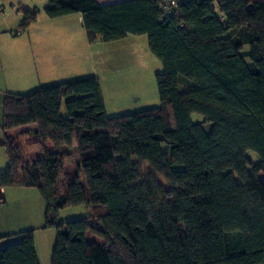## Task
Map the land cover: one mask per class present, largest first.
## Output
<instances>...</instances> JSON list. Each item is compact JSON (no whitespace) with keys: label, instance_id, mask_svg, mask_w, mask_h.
I'll use <instances>...</instances> for the list:
<instances>
[{"label":"trees","instance_id":"obj_1","mask_svg":"<svg viewBox=\"0 0 264 264\" xmlns=\"http://www.w3.org/2000/svg\"><path fill=\"white\" fill-rule=\"evenodd\" d=\"M43 10L80 14L89 43L146 35L162 64L159 106L119 115H107L95 76L4 95L0 189L39 191L52 264H264V0H184L168 18L159 0H48ZM19 12L17 33L38 15ZM27 134L42 145L30 162ZM73 154L80 174L56 197ZM134 159L151 167L143 179ZM160 180L177 188L169 202ZM67 207L88 215L57 221ZM19 236L0 246V264H39L33 230Z\"/></svg>","mask_w":264,"mask_h":264},{"label":"rangeland","instance_id":"obj_2","mask_svg":"<svg viewBox=\"0 0 264 264\" xmlns=\"http://www.w3.org/2000/svg\"><path fill=\"white\" fill-rule=\"evenodd\" d=\"M47 0H11V3L6 0H0V22L3 16H6V19L9 22H12V25H8V34L13 35L14 37H22L25 32H18V26L21 23V17L17 15L16 10H19L21 6L33 3L34 6L42 8L46 4ZM19 2V3H18ZM11 29V30H10ZM1 32V31H0ZM14 65L22 67L30 65L34 66L32 60V54L26 49L25 44H22V41L19 39L14 42ZM101 53V54H100ZM111 55V51L108 52ZM107 52H92L87 53L83 58L78 59L76 69L68 75L66 80L57 79L56 76L46 75L40 76L39 79H36L34 85L28 87H21L14 89L13 84L10 83L9 75L5 74V70L0 68V94L3 92H12V93H26L40 86L55 84L67 80H73L78 78H83L87 76H95L99 84L102 85L103 98L105 99L107 110L109 116L119 115L128 112H134L137 110L157 107L160 104L159 95L156 86V74L162 71V64L157 59L159 66H156V71H153L150 67L141 69L139 73V81H135L133 85L131 82H127L126 75L127 66L117 68V62L115 59L114 62H110V57L108 58ZM127 57H122L123 60H126ZM133 58V57H130ZM247 62L248 60L245 59ZM119 61V58H118ZM158 68H160L159 71ZM34 69V68H33ZM124 74H119V73ZM131 72V71H130ZM123 75L124 78L121 76ZM8 81L6 84V78ZM122 80L124 85L122 86L121 91L118 88L119 80ZM39 80V81H38ZM41 82V83H39ZM183 89V86H181ZM125 92H129L125 93ZM103 99V100H104ZM105 104V103H104ZM63 116H66V111L64 105L61 108ZM2 107L0 106V138H2L3 132L1 129L2 123ZM191 119L193 122H199L203 125L206 130L210 129V123L207 122L201 115L193 113L191 114ZM31 127H35L34 125ZM22 129V128H20ZM34 131V130H30ZM17 134H21L19 129L15 131ZM24 136V135H23ZM35 137V136H34ZM31 137V139H25L22 137L23 144L25 146L24 160L27 162L33 161L36 158L42 156V145L38 142V137ZM37 139V141H36ZM165 146L164 144L162 147ZM166 149V148H165ZM6 155L5 149L0 146V159L4 158ZM247 155L254 161H256V156L253 152H247ZM78 159L77 154H73L68 159H63L61 164V177L59 182L54 188V195L63 196L65 194V189L67 185L74 180L76 175H79L80 171L76 166V161ZM134 163L138 165L140 179H143L148 174V171L151 167L147 163H139L136 159L133 160ZM8 163L7 155L5 156L4 162H0V171H2ZM5 164V165H4ZM80 182L85 186L84 178L81 177ZM160 183L163 189L166 192L165 199L166 201H171V193L175 187L168 185L163 180H160ZM16 187V188H15ZM23 186H13L8 188L20 189L15 192V201L12 205H9L5 209V215L0 216V224L6 226V230L9 233L0 234L3 236L0 240V246H5L8 243L17 242L20 239L19 233L24 230L31 229L33 230L34 243L37 258L39 264H52V250L55 243L56 233L53 227H45V202L40 195L39 191L36 188L24 187L27 190L21 188ZM31 189V190H28ZM88 209L85 207H67L62 209L57 215V221H67L77 218H82L88 215ZM10 226V228L8 227ZM3 232V231H1ZM99 245H102V241H98Z\"/></svg>","mask_w":264,"mask_h":264},{"label":"crops","instance_id":"obj_3","mask_svg":"<svg viewBox=\"0 0 264 264\" xmlns=\"http://www.w3.org/2000/svg\"><path fill=\"white\" fill-rule=\"evenodd\" d=\"M6 1L11 3V0ZM121 1L125 0H96V2L100 5L113 4ZM44 6L45 4L42 8H38L34 6L33 3L24 5V7L29 10H37L38 15L36 21L31 24L22 37H14L13 35L8 34V25H12V22H9L6 19V16H3L0 22V68L5 70L6 75H9L11 81L10 83L13 84L11 87L14 89L21 88L22 86L28 87L30 85H34V81L39 79L40 76L46 77V75H53L56 76L57 79L66 80L68 75L76 69V65L79 62L78 59L83 58L87 53L92 52L108 53L111 51V55L108 53L107 60L110 57V62L115 63L116 59L117 68L126 65L128 67L126 75H129V77L126 76L127 82H131L133 85L135 84V81H139L138 77L141 69L145 70V68L150 67L153 71H156V66H159L156 61L157 59L153 57L154 55L149 50L146 35H127L121 40L112 42H103L98 39L93 43H89L80 14L49 18L44 13ZM16 12L19 19L21 17L20 20H22V15L19 10H16ZM19 39L22 41L23 45L25 44L26 49L31 52L34 66L29 63L27 66L22 67V69H20L19 66H16L15 69L14 42ZM127 56L128 58L126 60L122 59V57ZM159 70L160 68H158L157 71ZM119 74L124 73L120 72ZM121 77L124 78L123 75ZM7 79L8 77L6 78V84L8 81ZM117 85L121 87L118 88V90L121 91V85H124V83L120 79ZM100 88L103 95L101 83ZM7 93L12 92L7 91L0 94L1 107L3 97ZM125 93L129 94V92ZM104 103L107 115H109L105 99ZM33 125L35 127H31ZM33 125H27L22 129H17H19L20 132L25 130H36V125ZM17 129L13 130V133H16L15 131ZM23 137H25V139H31V137L34 136L27 134ZM0 146L3 147L2 138H0ZM5 156L0 159L1 163L4 162ZM17 188L27 190L24 187ZM16 190L20 189H0V216L5 215V209L9 205H12L13 202L11 201H15L16 198L14 195L15 192H18ZM8 227L10 228V226ZM6 229L7 228L4 224H0V234L9 233Z\"/></svg>","mask_w":264,"mask_h":264},{"label":"built area","instance_id":"obj_4","mask_svg":"<svg viewBox=\"0 0 264 264\" xmlns=\"http://www.w3.org/2000/svg\"><path fill=\"white\" fill-rule=\"evenodd\" d=\"M184 0H159V7L162 11L163 17H170L177 12L179 4Z\"/></svg>","mask_w":264,"mask_h":264}]
</instances>
